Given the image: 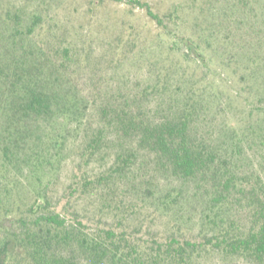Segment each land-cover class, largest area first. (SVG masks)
<instances>
[{"label":"trees","instance_id":"obj_1","mask_svg":"<svg viewBox=\"0 0 264 264\" xmlns=\"http://www.w3.org/2000/svg\"><path fill=\"white\" fill-rule=\"evenodd\" d=\"M111 1L144 8L184 62L165 61L140 90H115L98 103L73 83L68 47L33 41L39 14L22 20L6 11L2 19L9 26L0 33V264L18 246L36 264H197L212 253L264 264V154L253 146H264V132L251 144L233 125H215L229 102L203 74L208 65L197 43L166 25L164 18L179 19L176 9L160 15L148 0ZM59 116L83 131L69 194H111L112 209L123 210L111 226L83 229L78 214L56 210L46 193L13 195L10 174L35 130ZM94 162L100 166L88 171ZM190 196L197 206L194 226L185 231L176 209ZM144 197L152 198L154 212H174L168 229L127 223Z\"/></svg>","mask_w":264,"mask_h":264},{"label":"rangeland","instance_id":"obj_2","mask_svg":"<svg viewBox=\"0 0 264 264\" xmlns=\"http://www.w3.org/2000/svg\"><path fill=\"white\" fill-rule=\"evenodd\" d=\"M148 1L160 15L176 9L179 19L172 22L164 18L166 25L193 39L200 48L208 65L203 74L218 83L220 99L227 98L229 102L221 116L218 114L215 125L231 124L251 144L253 139L258 141L264 132V0ZM6 11L18 13L22 20L33 13L41 16L42 27L36 30L33 41L44 43L50 49L68 47L72 55L69 73L73 83L97 103L100 97L106 98L115 90L123 93L140 90L153 79L157 66L180 60L168 49L171 37L159 35V29L149 20L145 9L137 5L111 0H0V33L9 26L2 20ZM236 90L240 94L234 96ZM82 132L81 123L63 116L35 130L25 158L10 174L15 181L12 191L13 195L20 194L25 199L35 192L46 193L56 210L66 208L78 214L84 221L83 229L99 230L118 222L123 210L112 209L111 194L105 195L100 190L84 196L69 194L79 173ZM253 146L262 157L264 146ZM99 164H90L88 171L95 172ZM163 176V185H169L170 179ZM120 193L116 191L119 199ZM135 202L138 208L130 212L129 225L148 224L159 230L171 225L174 212L167 215L154 212L150 197L137 198ZM196 206L197 201L190 196L176 209L177 213L182 210L180 220L185 231L194 226ZM15 229L17 226L8 231ZM5 264L36 262L25 247L18 246ZM197 264L240 263L212 253Z\"/></svg>","mask_w":264,"mask_h":264}]
</instances>
